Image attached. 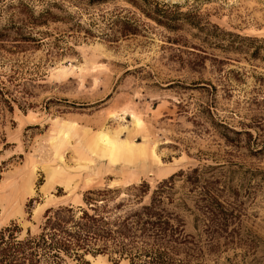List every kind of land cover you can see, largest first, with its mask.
I'll list each match as a JSON object with an SVG mask.
<instances>
[{
	"label": "rangeland",
	"instance_id": "rangeland-1",
	"mask_svg": "<svg viewBox=\"0 0 264 264\" xmlns=\"http://www.w3.org/2000/svg\"><path fill=\"white\" fill-rule=\"evenodd\" d=\"M2 27L0 230L162 190L174 264H264V0H3ZM99 246L63 257L130 264Z\"/></svg>",
	"mask_w": 264,
	"mask_h": 264
},
{
	"label": "trees",
	"instance_id": "trees-1",
	"mask_svg": "<svg viewBox=\"0 0 264 264\" xmlns=\"http://www.w3.org/2000/svg\"><path fill=\"white\" fill-rule=\"evenodd\" d=\"M4 29L0 28V37L7 35ZM162 192L154 191L149 204L115 222L85 211L72 220V208L59 206L47 211L38 234L27 232L19 237L15 224L7 226L0 230V264H68L63 255H71L76 247L90 241L100 242V252L109 249L120 257L127 256L130 264H174L167 244L176 241L174 235L179 230L166 215L156 211ZM65 213L70 214L69 218ZM68 221L72 224L67 225Z\"/></svg>",
	"mask_w": 264,
	"mask_h": 264
}]
</instances>
